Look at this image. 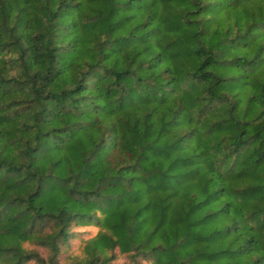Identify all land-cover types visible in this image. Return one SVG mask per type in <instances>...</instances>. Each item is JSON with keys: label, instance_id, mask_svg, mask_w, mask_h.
<instances>
[{"label": "trees", "instance_id": "1", "mask_svg": "<svg viewBox=\"0 0 264 264\" xmlns=\"http://www.w3.org/2000/svg\"><path fill=\"white\" fill-rule=\"evenodd\" d=\"M0 264H264V0H0Z\"/></svg>", "mask_w": 264, "mask_h": 264}]
</instances>
